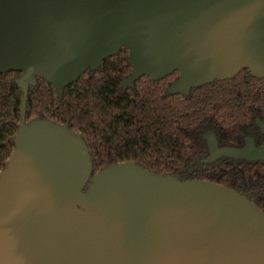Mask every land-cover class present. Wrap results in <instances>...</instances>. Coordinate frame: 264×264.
Returning a JSON list of instances; mask_svg holds the SVG:
<instances>
[{
    "label": "water",
    "instance_id": "obj_1",
    "mask_svg": "<svg viewBox=\"0 0 264 264\" xmlns=\"http://www.w3.org/2000/svg\"><path fill=\"white\" fill-rule=\"evenodd\" d=\"M127 50L122 87L174 73L169 95L235 77L264 79V0H0V74L20 73L21 117L0 171V264H264V212L220 185L135 163L96 174L79 133L25 122L29 87L62 95ZM264 136V123L257 121ZM212 164L264 162L251 139Z\"/></svg>",
    "mask_w": 264,
    "mask_h": 264
},
{
    "label": "trees",
    "instance_id": "obj_2",
    "mask_svg": "<svg viewBox=\"0 0 264 264\" xmlns=\"http://www.w3.org/2000/svg\"><path fill=\"white\" fill-rule=\"evenodd\" d=\"M132 68L127 50L88 71L61 96L41 79L29 87L25 122L50 120L79 133L88 148L93 173L116 163H135L180 182L220 185L264 212V163L220 160L212 164L205 135L221 147H240L247 137L264 140L255 124L264 122V79L247 70L226 81L169 95L178 73L154 82L139 78L122 87ZM20 73L0 74V171L14 149L21 117Z\"/></svg>",
    "mask_w": 264,
    "mask_h": 264
},
{
    "label": "flooded vegetation",
    "instance_id": "obj_3",
    "mask_svg": "<svg viewBox=\"0 0 264 264\" xmlns=\"http://www.w3.org/2000/svg\"><path fill=\"white\" fill-rule=\"evenodd\" d=\"M257 121H259V120H256V122ZM256 122H255V124H256ZM259 122H261V121H259ZM262 123H264V122H262ZM257 126V125H256ZM258 128V127H257ZM258 130H259V133H260V135L264 138V136L261 134V132H260V129L258 128ZM209 134H212V133H209ZM208 135V134H207ZM207 135H205V136H207ZM214 135V134H213ZM205 136H204V138H205ZM215 137V136H214ZM247 139H251L252 141H253V145H254V147L255 148H259V147H263L264 146V140H260V141H255L253 138H251V137H247L246 139H245V141H244V144L242 145V146H240V147H236V148H232V147H221L219 144H218V142H217V140H216V138H215V140H216V142H217V146H218V148L219 149H234V150H240V149H243L245 146H246V140ZM206 140V139H205ZM206 143H207V141H206ZM207 149H208V157H207V159L209 158V156H210V152H209V148H208V143H207ZM206 159V160H207ZM220 160H232V159H228V158H222V159H220ZM220 160H218V161H220ZM218 161H216V162H218ZM232 161H234V160H232ZM241 162H246V163H255V164H257V163H264V162H247V161H241Z\"/></svg>",
    "mask_w": 264,
    "mask_h": 264
}]
</instances>
